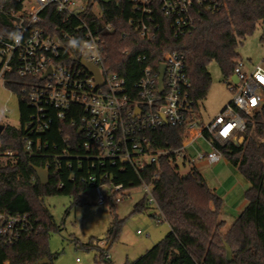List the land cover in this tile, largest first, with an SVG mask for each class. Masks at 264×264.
I'll return each mask as SVG.
<instances>
[{"label": "built area", "instance_id": "2783aa9c", "mask_svg": "<svg viewBox=\"0 0 264 264\" xmlns=\"http://www.w3.org/2000/svg\"><path fill=\"white\" fill-rule=\"evenodd\" d=\"M224 1L133 0L128 22L140 37L154 39L160 29L156 15L163 13L172 18L175 33L184 34L192 29L203 11H215ZM100 3L101 0L0 2V14L8 20L3 31L0 30V83L6 85L8 76L15 74L21 85L19 100L31 107L29 119L22 127L24 148L29 157H44L41 167L48 172L52 166L60 168L62 160L70 155L80 161L81 149L92 163H109L120 170L132 167L140 172L161 155H174L181 168L192 162L189 148L202 138L211 150H197L194 159L219 162L224 154L215 143L224 146L235 141L246 129L247 116L261 109L264 103V61L249 71L242 59L238 60L233 72L238 80H233V75L227 80L233 92L232 100L213 120L204 123L197 118L199 110L190 94L191 81L184 53L165 51L157 64L143 65L139 78L132 84L105 65L103 33L111 32L113 24L103 19L104 9ZM52 6L61 21L57 32L48 31L44 24L43 12ZM89 12L97 22L96 31L86 15ZM13 34L20 36L19 42ZM73 39L77 41L75 47L70 43ZM128 50V47L123 48L125 52ZM82 59L98 67L101 85H97L95 74L82 64ZM146 59L145 54L137 56L139 62ZM162 64L165 71L161 84ZM65 124L73 127L77 135L67 131ZM166 124L184 127L179 149H154L144 135V131ZM55 125H59L65 144L59 150L56 142V150L44 151L49 141L44 140L43 135ZM5 158L14 164L18 154L13 150L0 152V160ZM66 163L72 165L71 160ZM87 178L94 184L91 189L96 192L98 204H103L112 191H118L115 202L129 195L126 193L129 189L115 182L109 171L101 174V182L95 174ZM141 187L154 213L163 217L153 185L144 181ZM32 229L27 213L0 209V241L12 243Z\"/></svg>", "mask_w": 264, "mask_h": 264}, {"label": "trees", "instance_id": "16d2710c", "mask_svg": "<svg viewBox=\"0 0 264 264\" xmlns=\"http://www.w3.org/2000/svg\"><path fill=\"white\" fill-rule=\"evenodd\" d=\"M100 4L104 9L103 19L113 24L111 32L103 33L105 65L125 76L132 84L139 78L143 65L157 64L165 51L182 52L191 81L190 94L198 110L212 84L208 65L212 61L217 62L227 81L241 59L238 47L257 29L260 21H264V0H225L215 11H203L192 29L184 34L175 33L171 17L158 13L156 21L160 29L157 36L149 40L135 33L128 22L133 0H101ZM86 15L96 31L97 22L92 12ZM43 17L48 31H59L61 21L53 6L43 12ZM7 21L0 14L1 31ZM261 40L264 42V35ZM124 47L129 50L123 51ZM139 54H145L147 59L139 62ZM8 77L6 86L19 94L21 85L18 77L15 74ZM30 112L31 107L20 100V127L7 124L0 135V151L13 150L18 154L14 164L0 161V209L9 213H27L33 229L22 233L12 243L0 241V264H39L44 258L51 263L56 253L50 250L49 236L59 227L44 197L68 194L74 196L73 205L85 204V193L94 185L87 177L95 174L101 182L104 171L112 173L115 182L123 183L129 190L141 186L144 181L152 184L163 217L156 213L152 216L168 222L170 226L160 241L124 264H264V103L247 121L243 141L239 145L234 141L224 146L215 143L229 163L250 181L245 191L248 203L225 234L221 233L225 222L220 219L223 198L208 185L196 166L191 165L187 172L182 173L174 155H161L156 162L137 172L132 167L120 170L109 163H92L93 160L81 149L80 161L68 156L62 160L60 168L52 166L49 169V180L42 183L33 166H44L45 158L29 157L22 137V127ZM65 126L73 136L77 135L73 127ZM62 134L59 125L44 134L43 139L49 141L44 151L56 150V142L60 150L65 144ZM183 134L184 127L167 124L144 131L152 148L165 150L179 149ZM68 160L72 161L71 166L66 163ZM61 182L63 186H60ZM117 193H109L103 203L109 204L114 213L106 247L99 257L103 264H115L105 253L124 223L114 210ZM149 207L152 206L144 195L135 203L133 213ZM226 244L231 247V260L227 258Z\"/></svg>", "mask_w": 264, "mask_h": 264}, {"label": "rangeland", "instance_id": "374dc122", "mask_svg": "<svg viewBox=\"0 0 264 264\" xmlns=\"http://www.w3.org/2000/svg\"><path fill=\"white\" fill-rule=\"evenodd\" d=\"M263 35L264 21H260L257 29L238 47L244 67L249 71L264 61V42L261 40ZM208 70L212 75V84L197 114V118L204 123L213 120L230 103L233 96L218 63L212 61ZM5 108L8 111H5ZM253 114L249 115L247 120ZM0 123L15 127L21 125L19 96L3 83H0ZM243 132L239 133L234 141L238 145L243 141ZM197 150L209 151L211 146L202 138L195 141L189 148L192 162L186 163L180 171L185 173L191 165L196 166L208 185L223 198L220 219L225 222L221 228V233L225 234L241 213L242 204L245 201L247 203L245 191L250 186V181L238 168L230 164L225 156L216 163L194 159ZM0 161L8 163L9 160L5 158ZM126 193L129 195L117 201L114 207L116 214L124 219L122 229L105 253L110 255L115 264H124L127 260L136 259L170 230L168 222L152 216L155 212L152 207L133 213L135 203L145 195L141 186L127 190ZM85 194L87 203L78 205L72 204L73 195L52 194L44 197V202L59 227L50 232L49 247L56 253V257L49 264H103L99 262V257L102 249L106 247L107 232L114 213L109 204L96 202L94 189ZM77 258L80 260L77 261Z\"/></svg>", "mask_w": 264, "mask_h": 264}, {"label": "water", "instance_id": "95a60500", "mask_svg": "<svg viewBox=\"0 0 264 264\" xmlns=\"http://www.w3.org/2000/svg\"><path fill=\"white\" fill-rule=\"evenodd\" d=\"M81 62L92 73L95 74L96 80H97V85H101L102 84V78H101V74H100V71H99L98 67L95 66V65H93L92 63L88 62L85 59H82ZM164 71H165V66L162 64L160 66V83L161 84L163 82ZM232 78L235 81L238 80V77L236 75H233ZM4 128H5V125L2 124V123H0V135L3 132ZM33 167H34V170L36 171V174H37L38 178L40 179V181L42 183L48 182V180H49V172L47 170H45L44 168H42L41 166L34 165ZM225 247H226V250H227V258H228V260H231V256H232L231 247L228 244H226ZM48 263H49V259L48 258H44V259H42V260L39 261V264H48Z\"/></svg>", "mask_w": 264, "mask_h": 264}, {"label": "clouds", "instance_id": "9594fccd", "mask_svg": "<svg viewBox=\"0 0 264 264\" xmlns=\"http://www.w3.org/2000/svg\"><path fill=\"white\" fill-rule=\"evenodd\" d=\"M13 38H14L17 42H19L20 36H19L18 34H13ZM70 43H71V45H72L73 47H75L77 41H76L75 39H73L72 41H70ZM88 46L90 47L91 45H88Z\"/></svg>", "mask_w": 264, "mask_h": 264}, {"label": "crops", "instance_id": "0c3cea01", "mask_svg": "<svg viewBox=\"0 0 264 264\" xmlns=\"http://www.w3.org/2000/svg\"><path fill=\"white\" fill-rule=\"evenodd\" d=\"M247 203H248V201H247ZM247 203H246V201H245V202L242 204V207H243L242 210H243L244 207L247 205ZM242 210H241V211H242ZM108 255H109V254H108ZM109 257H110V255H109ZM110 258H111V257H110Z\"/></svg>", "mask_w": 264, "mask_h": 264}, {"label": "snow or ice", "instance_id": "6c2138e0", "mask_svg": "<svg viewBox=\"0 0 264 264\" xmlns=\"http://www.w3.org/2000/svg\"><path fill=\"white\" fill-rule=\"evenodd\" d=\"M253 103H255V101H253Z\"/></svg>", "mask_w": 264, "mask_h": 264}]
</instances>
